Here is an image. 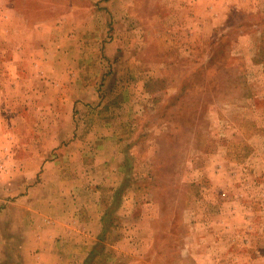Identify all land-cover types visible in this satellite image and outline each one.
Masks as SVG:
<instances>
[{"label":"rangeland","instance_id":"1","mask_svg":"<svg viewBox=\"0 0 264 264\" xmlns=\"http://www.w3.org/2000/svg\"><path fill=\"white\" fill-rule=\"evenodd\" d=\"M3 2L0 264L90 206L107 235L61 264H264V0Z\"/></svg>","mask_w":264,"mask_h":264},{"label":"crops","instance_id":"2","mask_svg":"<svg viewBox=\"0 0 264 264\" xmlns=\"http://www.w3.org/2000/svg\"><path fill=\"white\" fill-rule=\"evenodd\" d=\"M14 0H4V14H7L9 18L12 17L14 13H16L13 8L9 7L12 5ZM129 0H116V3L121 5L122 7L124 4H127ZM6 11H9L7 13ZM7 17V18H8ZM21 17V16H20ZM122 19H124V15L122 14ZM150 19V18H149ZM18 21H25L24 17H21ZM43 25H37L33 26L30 29L27 27V30L32 32L33 37L37 40L39 38L40 41H44L43 39H47L48 41L52 40V43H54V39L56 37V33L58 35L59 26L57 24H47L45 27L48 29H45L42 27ZM20 27L23 28L24 26L20 24ZM13 28L10 29V31ZM172 29V28H171ZM44 31V32H43ZM50 39V40H49ZM42 46L40 42L37 40V47ZM25 46H23L24 48ZM43 48V47H42ZM21 52H26V49H20ZM43 51V49H42ZM41 51V53H42ZM50 56L46 57L49 59V61H46V65L48 68L53 69H59L60 63L56 61V58L59 54L57 50L54 48H50ZM28 52V49H27ZM12 62V61H11ZM43 59L41 58V64L40 67H42ZM10 68H17L20 65L19 64H12ZM105 123V121H102ZM98 160H96L97 162ZM118 192V189L115 191V193ZM36 209L37 206H35ZM90 210L85 211L84 218L81 220L83 222V234H75L73 231H68L66 227H61L60 222H58V226L56 227H45L42 228L39 227V230L36 229L35 226L29 225L21 229L22 234L26 237L27 243L23 245L20 250V260L17 264H61V255L59 244H52L56 236L64 237V235L69 236L72 239H80V241H83L86 246L84 247V253H83V259L84 261L89 260V258L92 256L93 251H95V248L97 245H99V242L102 240L104 241L106 235H107V222L109 221V208L102 207L98 214V207L90 206ZM94 209V210H93ZM30 210V208H28ZM68 218L70 213L67 212ZM68 220V219H67ZM36 223V222H35ZM62 224V223H61ZM20 232V233H21ZM73 235V236H72ZM75 235V236H74ZM43 238L48 239L49 242H46L47 240H43ZM82 239V240H81ZM76 243V241H75ZM5 264H7L5 262ZM9 264L11 263V260L9 261Z\"/></svg>","mask_w":264,"mask_h":264},{"label":"trees","instance_id":"3","mask_svg":"<svg viewBox=\"0 0 264 264\" xmlns=\"http://www.w3.org/2000/svg\"><path fill=\"white\" fill-rule=\"evenodd\" d=\"M107 229H108V227H107Z\"/></svg>","mask_w":264,"mask_h":264}]
</instances>
